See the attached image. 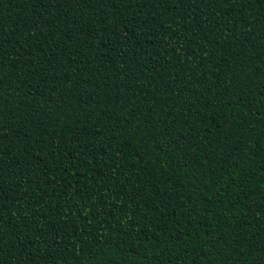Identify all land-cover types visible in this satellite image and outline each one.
<instances>
[{
    "label": "trees",
    "instance_id": "trees-1",
    "mask_svg": "<svg viewBox=\"0 0 264 264\" xmlns=\"http://www.w3.org/2000/svg\"><path fill=\"white\" fill-rule=\"evenodd\" d=\"M0 264H264V0H0Z\"/></svg>",
    "mask_w": 264,
    "mask_h": 264
}]
</instances>
